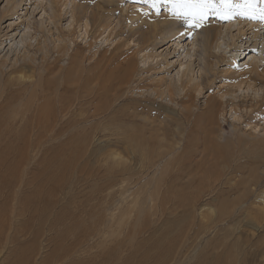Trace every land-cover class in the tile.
Returning <instances> with one entry per match:
<instances>
[{
  "label": "rangeland",
  "instance_id": "obj_1",
  "mask_svg": "<svg viewBox=\"0 0 264 264\" xmlns=\"http://www.w3.org/2000/svg\"><path fill=\"white\" fill-rule=\"evenodd\" d=\"M76 1L83 0H64L59 22H54L50 17L48 0H21L14 12H5V0H0L1 26L11 24L9 29L12 34L9 40L4 41L2 46L5 47L1 53L4 54L7 50L11 55L13 49L17 51L29 42L34 44L38 41L44 43L49 52L51 51L47 61L57 57L61 64L67 61L70 63L69 56L76 53L77 62L82 61L80 65L89 70L94 59L100 57L98 54L108 55L115 47H119L117 53L120 57L117 61L124 56L132 57L137 69L130 83L124 84L123 90L115 96L110 92L104 96H86L76 102L74 96L86 95V92L74 87L68 92L67 96L74 101L71 111L79 113L76 121L85 120L83 116L96 112L89 121L77 123L79 128L89 133L87 139L91 147L88 145L89 147L83 148L78 143L79 138L74 130L53 135L49 132H38L37 135L35 132H30L29 135L21 131H17L18 135H15L17 132L14 131V134L9 133L10 135L0 132V174L3 176V182L9 183L0 186V208L3 207L0 212V226L1 223H7L6 226L0 227V264H21L22 260H29L28 264H264V212L247 209L255 193L264 191V176L261 175L264 174V144L261 140L264 139V110L255 113L254 120L250 123H247L243 106L236 110L225 106L217 113L223 136L221 142L229 143L228 151L221 149L220 153L205 150V153L200 152L202 148L199 146L184 150L186 152L180 150L168 153L155 161L146 162L144 170L137 168L133 177L124 175L122 178L125 180H119V175L116 178L109 165L112 148L104 143L107 137H110L107 135L109 128L114 122L128 120L140 132L142 125L139 124V114L142 104L149 106L152 115L163 111L158 109V105L149 103L135 94L139 87L146 84V88L157 87V79H163L165 84L170 80L174 81L179 96H185L184 93L199 81L203 72L204 56L200 36L184 33L177 37L178 32L169 34L167 31H159L155 39L150 35L151 40L146 46H140L132 40L133 38L127 39V36L120 33L121 30L126 31L131 23L119 20L118 13L110 10L111 7L102 4L100 0H88L91 4L87 12L96 17L104 15L106 20L104 24L94 26L95 31H90L89 27L84 25V18L76 21L73 17L72 5ZM31 2L33 4H30ZM119 2L130 10L132 5H137V8L144 12L154 11L144 0ZM164 10L169 11L168 7L162 4L159 12H154L160 14ZM230 22L235 24L231 31L237 33L241 24L237 26L235 21ZM245 22H248V26L259 27V34L264 39V23L249 19ZM58 29L62 33V44L56 41ZM246 29L247 26L244 27V30ZM228 43L226 36L218 50V53L225 56L224 62L218 64L215 70L230 66L226 61L237 50L232 49ZM55 44H61L62 47L65 45V57L56 52ZM251 50L257 57H262L263 53L264 60L263 43L257 44L254 50ZM104 62L96 68L92 67L89 73L94 75L101 67L102 72L107 71L111 65L105 66L107 60ZM262 63L264 64V61ZM82 74L86 76V73ZM74 75L76 76L71 74ZM185 83L187 85L183 87ZM226 87L222 74L214 78L208 86L200 85L194 91L191 89L195 104L201 109L204 100L212 96L213 99L222 101L227 98L239 100L248 107L262 95L261 89L241 85L233 88L232 97L224 94L223 96L219 90ZM134 99L135 102H132ZM107 104L112 106L111 110H103ZM175 110L180 111L178 107H175ZM249 111L251 114L252 111ZM108 113L112 118L110 115L109 119L105 118ZM235 125L236 127H233ZM101 145L103 146L99 147ZM135 154L138 155V152ZM176 160H180L179 163ZM149 165L153 167L150 166V169ZM201 171V175H207L202 176L204 179L200 175ZM198 173L200 176H196ZM210 179L214 181V185ZM10 184H14V187ZM205 187L207 190H204ZM154 188H157L156 191ZM196 189L201 190L198 192L201 196L196 194ZM252 189L255 192L251 194L249 191L248 194L247 191ZM148 191L151 192L149 196ZM106 192L110 197L104 195ZM153 196L154 202H150ZM196 197H200V200ZM124 198L127 203L137 199V205L131 208V215L129 216L130 211L126 214L128 222L134 221L132 212L138 207H147V225L139 231L131 230L128 241L126 239L118 246L116 242L104 241L103 236L108 234V218L115 203L124 207ZM195 198L198 204L207 203L212 209L204 214L186 212ZM247 198L248 202L238 207V204ZM45 202L51 205L45 208ZM150 203L156 208H149L147 205ZM72 206L78 208L72 223L66 220L68 225L62 222L57 224L54 219L57 212L63 208L65 212L67 210V213H71ZM128 206L129 204L126 208ZM99 228L103 234L99 232ZM119 248H124V251L121 252Z\"/></svg>",
  "mask_w": 264,
  "mask_h": 264
},
{
  "label": "bare ground",
  "instance_id": "obj_2",
  "mask_svg": "<svg viewBox=\"0 0 264 264\" xmlns=\"http://www.w3.org/2000/svg\"><path fill=\"white\" fill-rule=\"evenodd\" d=\"M20 1L21 0H5L6 3L5 12H9V11L14 12L16 10V6L18 2ZM100 1L104 5L110 6L111 7L110 10L117 12L119 20L120 19L122 21L127 20L131 23V25L126 31L121 30L120 33H122L124 36H127L126 37L127 39L133 38L132 40L137 42L138 45L146 46L147 42L151 40V38L155 39L154 37L158 35L159 31H164V32L167 31L169 32V34H175L178 32L179 35H177V37L182 36L184 33H191V34L195 33L197 36L198 35L200 36L201 49L204 56V62L202 68L203 72L201 73L202 75L200 74L201 76L199 78V81L195 83L194 86L189 87L187 92L184 93L185 96L183 97L179 96L174 81L172 82L171 80L167 84H165V82H163V79H157L155 81L157 87L155 88H146L148 87L147 84L145 86L140 85L141 87H139L138 89L136 88L137 89V91L135 92L136 95H138L140 98H143L145 101L149 103H154L158 105L159 107L158 109L163 111L156 112L155 114L153 113L154 115H152L149 106L142 104V108L139 114L141 119V123L139 124L142 125L140 132L128 120H124L122 122L117 121L114 122L113 124L111 123L112 125L109 128V134H107L110 137H107L108 139L104 141V143L109 144L110 147L112 148L111 149L112 152L109 159V165L111 166L112 169L111 173L114 174L116 178L119 175V180L122 177H124V175H126V177L132 175L133 177V175L135 174V173L133 174V172H135L137 168L139 169L143 168L146 162L149 163L150 161H155L157 158H162V156H164L165 154L168 155V153L178 152L180 150L184 151L186 149L199 147V146H201L202 148V151L200 149V152H205V153L208 150L211 152H220L221 149H223V151L224 149L225 151H228L227 149L230 147L229 143L221 142L223 136L221 132L222 129H220V126L218 125L217 113L222 111L225 106H229L230 108H233L235 110L243 106V108L245 109V116L247 123H250L252 120H254L253 117L255 113L264 110V64L262 63L264 61L263 53H261L262 57L260 55H259L260 57H257L255 54H253V51L251 50V49L254 50L255 46L259 43L264 44V39L259 34V27H255V25L248 26L247 25L248 22H245L247 19L242 17H235L224 23L225 20H221L217 16H210L204 22L201 28L194 29V28H190L184 20L175 18L169 13V11L166 10L160 12V14L154 12L156 11L155 9L152 13L149 12L147 13L141 9H138L137 5L136 6L132 5L131 10L128 9V7L126 6L123 7V5L119 2V0H100ZM48 3H49L51 19L54 22H59V18L61 14L60 10L62 5L64 4V0H48ZM30 4H33V2H31ZM90 4L91 3L88 2V0H83L81 2L76 1V3L72 5V11H73L74 19L76 21H80L82 18H84L85 27L86 28L89 27V30L93 32L95 28L94 26H98V24L99 25L104 24L106 19L104 15H99L96 17L93 14L88 13L87 8ZM1 19L2 18L0 17V21H2ZM230 21H235L237 23L236 24L237 26L241 24V26L238 27L237 29V33H233L231 31V28L235 24L234 22L231 23ZM132 24L135 25L132 26ZM245 26H247L246 30H244ZM9 28H11V24L2 27L0 22V132H5V134L8 133V135H10L11 133L14 134V132L17 131L28 133V135L30 132H35L34 134L38 132L41 133L49 132L52 133L53 135V133L61 134L74 130L79 138L78 143H80V145L83 148L87 147L90 144V141L87 139V135L89 133L86 132L83 128H79V126H77L78 125L77 123H81L82 121L87 122V120L89 121L90 117L96 114V112L95 113L92 112L90 116L88 114H86V116H83L85 120L79 119L78 121H76L75 118L79 113L77 111L76 112L71 111L72 107L74 106L73 103L74 101H71L70 98L67 96L68 92L70 91V89L73 90L72 87L86 92V95L82 94V95L74 96L76 102L78 99L79 102L81 98L86 96L92 98V96H96L100 94H103L104 96L105 94H108L110 92H112L115 96L116 93L123 90V88L125 87V86L123 87L124 84H129L130 81L132 80L133 73L137 69L134 59L132 57L124 56L120 58L121 60L117 61V58L120 57V54L117 52H119L120 49L119 47H115V50L111 51L108 55H105L103 53L98 54L100 57L94 59L92 65H90L89 68V70H91L92 67L96 68L99 66L100 63L103 64V62L107 60L105 66L111 65L108 69L109 71L107 70L102 72L103 69L101 67L100 69L97 70L98 72L93 75L92 73H89V70H86V68L83 65L82 66L80 65L82 61L77 62V60L75 59V57L77 56L76 53L69 56L70 63L69 61H67L65 64L63 63L61 64L60 62L61 60L57 57L54 58L52 61H47L51 51L49 52V48H47V46L44 43L41 44L38 41L34 44L29 42L23 48L17 51L16 49H13L11 55L10 53H7V50L5 51L4 54H2L1 52L4 50L5 47V45L2 46L4 44V41L12 37L10 31L11 29ZM188 28H190V31H188ZM41 29H44V27L43 28L41 27ZM92 32L91 35H93ZM57 33H58L56 36L57 40L56 39L55 40L60 41L61 43L62 38L60 37L62 33L59 29ZM247 34L248 36H246ZM150 35H152L153 37L150 38ZM226 36L229 39L228 45L232 49L237 51L234 54H232L229 57V59H227L226 61V63H228L230 66L221 70H215L218 64L224 62L225 56L218 53V50L220 47V43L223 42V39ZM61 44L57 46L55 44V46L57 47L56 52L60 53L62 57H65L66 56L65 53H67L65 51L66 47H64L65 45L62 47ZM42 62H44L45 64H42ZM82 73H86V76L83 75ZM221 73L223 74V78L225 79L227 84V87L225 89L219 90L221 91L222 95L224 94L232 97L233 88L238 86L240 87L241 85H245V86H250L257 90L261 89L262 95L260 96V99L251 102L247 107L244 102H240L239 100L234 101V99L232 98H227L224 101H222L216 98L213 99V97L210 96L204 100L202 107H200L201 109H199L194 102V96L191 89H193L194 91L200 85L208 86L209 84H211L214 78L222 75ZM71 74H76V76L75 75H74L75 77L71 76ZM187 83H185L183 87H185ZM71 93H73V91H71ZM133 101L135 102V99L132 100V102ZM171 106H173L174 108ZM133 107L135 110V106ZM175 107H178L180 111H176ZM104 108L105 109L103 110L107 111L108 109L111 110L112 106H109L107 104L106 107ZM249 110L252 111L251 114ZM109 115L110 114L108 113V115L105 118L108 117L109 119ZM110 117L112 118L111 115ZM100 120L101 119H99V121ZM233 127H236V125ZM168 134H170L169 137ZM15 135H18V132ZM261 140H262V144H264V139ZM102 146L103 145L99 147ZM119 146H121L120 149L122 150L119 149ZM136 152H138V155L135 154ZM204 156H206V154ZM175 158L177 159V157ZM208 159H210V157ZM170 160L168 161L170 162ZM172 162L171 165H173ZM167 164L168 163H166V165ZM174 165L176 166V164ZM150 166L151 165H149V168ZM169 166L170 165H168V167ZM117 168L118 170H116ZM203 171H201L200 175L202 174ZM195 173L196 172H194V174ZM179 174L177 175L180 176ZM197 175H199V173L196 174V176ZM261 175L264 176V174ZM1 176L2 175L0 174V186L2 187V185L6 183L3 182V176L2 177ZM202 176H205V174L201 175V177ZM116 178H112V179L115 180ZM202 179L204 178L202 177ZM211 182L212 185H214V181ZM10 185L11 186L13 185L12 187H14V184H10ZM5 187L7 188V186ZM198 187H200V185ZM206 187L208 186L206 185ZM206 187L204 188V190L206 189ZM200 188L202 189V187ZM200 188H198V190ZM156 189L154 191H156ZM181 189L182 191H184V188L181 187ZM153 190L152 192H154ZM108 191L109 190H107V192ZM249 191L251 192V194L255 192L254 189L248 190L247 191L248 194ZM198 192H201V190L196 192L197 195H199ZM1 193L2 192H0V194ZM149 194H151V192L149 193L148 191L147 196H149ZM104 195L109 196L108 193ZM105 196L104 198H106ZM241 196L243 197V195ZM154 197L155 196L150 198V202L154 200V199L152 200V198ZM196 198L199 199L200 197H196ZM196 198L195 200L192 199L193 202H191V204L188 206L186 212L188 211V212H194V213L197 212L199 214H204V213H208L212 209L211 205L207 204L206 202H205L206 204L203 203L202 205L198 204L199 202L198 200H196ZM248 200L249 198L241 202L239 201L240 203L238 204L239 205L238 207H241L243 204H246ZM123 202L125 209L124 207H121V204L118 205L117 202L115 203L116 205H114L115 207H113V211L110 213L108 218V227H109L108 234L103 236L104 241L109 240L112 243L116 242L118 246L119 244L122 245L126 239L128 241L129 233L131 232V230L139 231L141 229H144L147 225L148 213L145 212V210L148 209L147 207L145 209L138 207L135 211H133L132 213L135 216V219L132 223H129L128 216L126 214L127 212L130 211L129 216L131 215V208L137 205V199L135 198V200L133 199V201H129V203H127L128 201H126V199L124 198ZM141 203H139V205ZM128 204L129 206L128 208H126ZM13 205L11 207H13ZM44 205L45 208H47V206H50L51 203L45 202ZM253 205L255 207H252ZM147 206L151 209L155 207L153 203L152 204L150 203ZM2 208H0V212ZM10 208L7 207V209ZM247 209H253L256 210V212H260V213L264 212V191L258 194L255 193V197L253 200L249 201L247 205ZM72 210L73 212L67 213V210L65 212L63 208H61V210L57 212L54 218L56 219L57 224L62 222L65 223L66 225L67 224L66 220H68V223H72V220L75 219L76 217V212L78 208L73 207ZM159 210L163 212L161 209ZM9 211L10 210H8V212ZM151 212H153V210ZM6 224L7 223H1L0 227H2V225L6 226ZM99 232L103 234V231L101 229L99 230ZM35 237H38V235H35ZM21 245H23V243ZM119 250L122 252L124 251V248H119ZM28 261L29 260H22L21 264H28Z\"/></svg>",
  "mask_w": 264,
  "mask_h": 264
},
{
  "label": "snow or ice",
  "instance_id": "obj_3",
  "mask_svg": "<svg viewBox=\"0 0 264 264\" xmlns=\"http://www.w3.org/2000/svg\"><path fill=\"white\" fill-rule=\"evenodd\" d=\"M159 12L161 5L169 13L184 20L190 28L199 29L210 16L221 20L242 17L264 23V0H144Z\"/></svg>",
  "mask_w": 264,
  "mask_h": 264
}]
</instances>
